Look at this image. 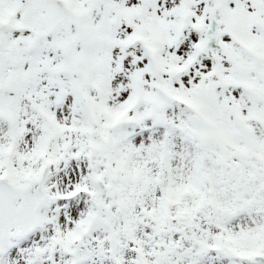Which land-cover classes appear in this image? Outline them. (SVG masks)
Here are the masks:
<instances>
[{
  "label": "snow or ice",
  "instance_id": "6c2138e0",
  "mask_svg": "<svg viewBox=\"0 0 264 264\" xmlns=\"http://www.w3.org/2000/svg\"><path fill=\"white\" fill-rule=\"evenodd\" d=\"M0 264H264V0H0Z\"/></svg>",
  "mask_w": 264,
  "mask_h": 264
}]
</instances>
